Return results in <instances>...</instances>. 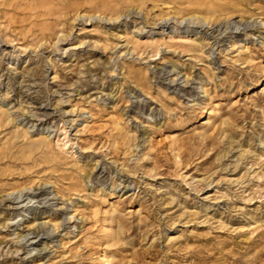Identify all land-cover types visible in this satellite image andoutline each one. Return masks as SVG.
I'll list each match as a JSON object with an SVG mask.
<instances>
[{
	"label": "rangeland",
	"instance_id": "1",
	"mask_svg": "<svg viewBox=\"0 0 264 264\" xmlns=\"http://www.w3.org/2000/svg\"><path fill=\"white\" fill-rule=\"evenodd\" d=\"M104 256L264 264V0H0V264Z\"/></svg>",
	"mask_w": 264,
	"mask_h": 264
},
{
	"label": "bare ground",
	"instance_id": "2",
	"mask_svg": "<svg viewBox=\"0 0 264 264\" xmlns=\"http://www.w3.org/2000/svg\"><path fill=\"white\" fill-rule=\"evenodd\" d=\"M140 6V5H139ZM212 8V7H211ZM137 9V8H136ZM138 12H140V9H138V11H137V13ZM205 14V13H204ZM199 15V14H198ZM202 16H203V14H201ZM202 16H199L200 17V19H202V20H205V18L204 17H202ZM117 17V16H116ZM191 17H197V16H195V14H193ZM87 18H89V16L87 17ZM115 18V17H114ZM204 22V21H203ZM135 38V37H134ZM8 113V112H7ZM9 114V113H8ZM8 116V115H7ZM6 116V117H7ZM8 120H10V117H8ZM58 140V139H57ZM66 140V139H65ZM44 141H45V137L43 136V139L41 138V139H39V142H38V145H41L42 143H44ZM64 143V142H63ZM66 143H68V140H66L65 141V143H64V145L66 144ZM56 144H60V142L59 141H57V143ZM31 145V144H30ZM37 146V145H36ZM35 146V147H36ZM30 148V147H29ZM52 218V217H51ZM44 223H46L45 221H44ZM47 223H49V222H47ZM51 223V222H50ZM55 224H56V222H55ZM55 224H53V225H55ZM56 226V225H55ZM56 227H58V226H56ZM55 227V228H56ZM27 234V233H26ZM37 242H40V240H38ZM103 259V263L104 264H108L109 263V261H108V259L107 258H105V256L102 258Z\"/></svg>",
	"mask_w": 264,
	"mask_h": 264
}]
</instances>
